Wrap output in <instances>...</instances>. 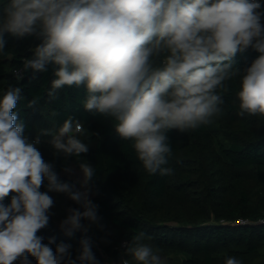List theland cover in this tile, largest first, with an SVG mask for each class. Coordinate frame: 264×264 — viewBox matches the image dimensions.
Here are the masks:
<instances>
[{
	"label": "clouds",
	"instance_id": "1",
	"mask_svg": "<svg viewBox=\"0 0 264 264\" xmlns=\"http://www.w3.org/2000/svg\"><path fill=\"white\" fill-rule=\"evenodd\" d=\"M260 0H7L0 14V51L4 34L41 41L23 71L54 66L48 96L64 87H84L86 111L112 122L115 133L131 142L136 159L150 175H171L168 133L208 125L223 113L218 89L239 76V115L264 118V11ZM260 55L243 72L233 67L237 53ZM17 79L22 76L17 73ZM21 88L9 86L0 97V264H98L91 242L43 243L38 232L49 224L54 199L66 194L80 205L60 222L65 236L98 223L99 205L89 187L95 169L79 161L84 191L61 181L46 162L41 138L56 156L80 157L89 151L84 126L69 116L62 125L41 129L30 139L15 113ZM39 98L30 101L33 107ZM63 171L69 176L70 167ZM47 181V191H40ZM10 199V203H5ZM145 233L124 242L121 264H166ZM129 257V258H125ZM224 264H243L226 257Z\"/></svg>",
	"mask_w": 264,
	"mask_h": 264
},
{
	"label": "trees",
	"instance_id": "2",
	"mask_svg": "<svg viewBox=\"0 0 264 264\" xmlns=\"http://www.w3.org/2000/svg\"><path fill=\"white\" fill-rule=\"evenodd\" d=\"M6 3L0 0V14ZM4 40L0 97L9 86L21 88L14 111L17 122L25 125V136L34 139L41 129L59 127L71 116L86 129L88 134L81 139L89 151L67 159L56 156L48 136L41 138L39 150L58 175L70 164L79 169L81 160L95 169L89 186L94 192L90 198L99 205L98 223L82 221L88 231L68 237L50 217L38 232L43 243L55 237L53 249L61 242L70 244L75 259L80 241L87 238L101 264L105 256L124 258V242L143 232V242L158 249L166 264H224L228 256L243 264H264V118L238 114L239 76L218 89L224 101L220 116L194 131L168 133L172 154L166 167L172 174L150 175L112 122L84 109V87L66 86L51 99L47 94L55 79L51 64L44 72L22 71V79H17L14 69L23 70V59L32 58L39 39L5 33ZM259 55L252 48L237 53L233 67L243 72ZM36 98L38 102L29 107ZM46 185L45 180L40 191H47Z\"/></svg>",
	"mask_w": 264,
	"mask_h": 264
},
{
	"label": "rangeland",
	"instance_id": "3",
	"mask_svg": "<svg viewBox=\"0 0 264 264\" xmlns=\"http://www.w3.org/2000/svg\"><path fill=\"white\" fill-rule=\"evenodd\" d=\"M263 2H264V0H263ZM68 167H70L73 170L72 174L70 176L68 174H66L63 170L61 172H59V175L62 176L63 178L70 179L71 183H74L76 185L77 190L84 191V188L82 187V185L80 183V181H82V179H83V176H82L80 169H78L74 164H70ZM93 194H94V192L92 191V195ZM49 195H51L55 201L54 206L51 208L49 214H50L51 219L59 227H60V222L70 214L69 213L70 209H73L76 207L80 210H83L82 208H80L79 204L70 200L66 194L49 192Z\"/></svg>",
	"mask_w": 264,
	"mask_h": 264
},
{
	"label": "crops",
	"instance_id": "4",
	"mask_svg": "<svg viewBox=\"0 0 264 264\" xmlns=\"http://www.w3.org/2000/svg\"><path fill=\"white\" fill-rule=\"evenodd\" d=\"M104 263L105 264H121V261L119 259H114L110 256H105Z\"/></svg>",
	"mask_w": 264,
	"mask_h": 264
},
{
	"label": "built area",
	"instance_id": "5",
	"mask_svg": "<svg viewBox=\"0 0 264 264\" xmlns=\"http://www.w3.org/2000/svg\"><path fill=\"white\" fill-rule=\"evenodd\" d=\"M260 3H261V5H263L264 4V2H263V0H260ZM263 3V4H262ZM22 69L21 68H18V69H14V74L15 75H17V73L19 72V74L20 75H22ZM263 222H264V219H263ZM120 261H122V259H119ZM101 264H105L104 262L103 263H101Z\"/></svg>",
	"mask_w": 264,
	"mask_h": 264
},
{
	"label": "water",
	"instance_id": "6",
	"mask_svg": "<svg viewBox=\"0 0 264 264\" xmlns=\"http://www.w3.org/2000/svg\"><path fill=\"white\" fill-rule=\"evenodd\" d=\"M120 258H122L121 254L119 255Z\"/></svg>",
	"mask_w": 264,
	"mask_h": 264
}]
</instances>
